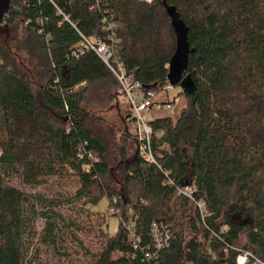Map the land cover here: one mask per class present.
<instances>
[{"label":"trees","instance_id":"16d2710c","mask_svg":"<svg viewBox=\"0 0 264 264\" xmlns=\"http://www.w3.org/2000/svg\"><path fill=\"white\" fill-rule=\"evenodd\" d=\"M165 2L187 28L183 77L194 90L181 93L186 106L176 121L148 122L161 132L149 142L154 162L138 154L132 136L135 153L124 158L120 149L118 177L84 119L88 88L109 75L85 41L105 43L126 75L160 89L176 43L162 0H11L4 23L38 40L43 71L33 81L0 67V264H50L38 244L55 249L58 233L73 247L58 252L68 258L62 264L77 257L80 264H236L243 233L240 249L264 263V0ZM58 179L76 184L68 196L21 188ZM97 185L119 219L114 236L103 230L104 215L72 208L96 202ZM186 185L193 201L179 193ZM155 227L170 234L161 249Z\"/></svg>","mask_w":264,"mask_h":264},{"label":"rangeland","instance_id":"374dc122","mask_svg":"<svg viewBox=\"0 0 264 264\" xmlns=\"http://www.w3.org/2000/svg\"><path fill=\"white\" fill-rule=\"evenodd\" d=\"M145 1L147 3L155 2V0ZM165 19L166 22H169V19L166 15ZM162 27H164V24ZM161 31L163 36L162 41L165 48L168 47L169 41L165 34L164 28H162ZM110 52L112 54V61L115 65L114 67L116 68L118 65H121V62L119 61V59L114 57L111 49ZM38 53V40L31 34H28L23 29V26L10 28L7 27L5 23L1 25L0 67L4 68L8 72L14 73L18 77H23L24 79L27 78L29 80L35 81L40 72L43 71L41 70L42 67L37 64L36 54ZM108 71L109 75L107 79L102 80L98 83H94L88 88V91L84 96L82 107L87 114L84 116V119L88 123V127L94 133V135L102 141L107 150V162L109 166L112 169H116L117 176L121 177L120 172L117 171V167L121 157L120 149L123 148L125 150L124 158L130 159V157L135 153L136 146L132 139V136H134L135 134V125L132 121L128 120L130 115H133L131 108L122 92L120 82L116 78L115 73L112 69L108 68ZM33 90V92H35L36 94L37 87H33ZM181 93L182 90L179 86H173V89L168 94L167 98L168 102H171L170 109L162 110V112H164L163 115L167 113L171 116L173 115L174 110H176V108L180 105V100L182 98ZM155 110L158 109L154 107L145 111L144 118L146 122H150L155 119L152 115V112ZM67 181L68 180L58 179V182L60 184H57V182L49 181L47 184L40 187L24 188L23 186H21V188L29 192L34 191L36 193L35 195H44L46 198H52L58 195L62 198L68 196L69 193H71V191H73L76 187L75 183L65 184V182ZM12 183L17 182H15V180H12ZM102 188L103 187H101L100 185L93 187L92 195L96 197V202H87L83 209H81V203L72 205V208L80 209L81 213L85 215L88 211L104 215L105 225L103 226V230L106 234H108V236H114L118 231L119 219L116 216H111V211L107 208L108 201L106 197L101 196V194L103 193ZM63 207H65V209L61 210L62 213L64 210L69 209L66 208L67 205ZM71 214L72 212L70 211L68 215ZM35 227L36 230L40 233L44 227V220L42 218L38 219L36 221ZM244 238L245 233L241 235V239L237 243L236 248H239L238 251H242L240 247L243 243ZM56 241L57 242L54 246L56 247L55 249L51 246L38 244V251H40L39 254L41 260H47L50 264H62L68 261V258L58 256V252H63V249L65 248L68 249V252H72L71 250L73 249V247L71 246L68 237H66V235L62 236L61 233H58L56 236ZM32 251L33 250H29V254L26 257V260L30 259ZM81 262L83 263V260H80L79 257H77V259L70 258V264H80Z\"/></svg>","mask_w":264,"mask_h":264},{"label":"built area","instance_id":"2783aa9c","mask_svg":"<svg viewBox=\"0 0 264 264\" xmlns=\"http://www.w3.org/2000/svg\"><path fill=\"white\" fill-rule=\"evenodd\" d=\"M65 20H68L65 17ZM86 47L93 49L95 53L101 58L107 68L112 69L115 73L116 78L120 82L122 92L126 98L134 117L135 124V134L134 139L137 145V152L140 156L145 157L149 161L154 162V157L150 152L149 145L150 140L154 133L156 135H161V132H155L151 126L146 122L144 118V113L146 110L156 107L158 110H169L170 104L168 102V94L173 89V86L168 82L157 90V88H145L143 84L137 80L132 79V75L124 74V69L121 65L114 67V62L112 61V54L109 47L101 42L96 41L94 44L85 41ZM115 68V69H114ZM194 188L192 186L186 185L179 189V193L187 197L189 200L193 201L192 194ZM199 208L200 213L204 216V202L199 201L195 203ZM113 213V210H110ZM129 237L134 243L139 242L138 237H134V231L132 227H128ZM153 242L155 249H161L167 245L170 239V234L168 231L163 230L161 233L155 228L152 230ZM136 246V245H135ZM252 260V264H264L258 259H255L253 255L248 251H240L236 258V264H248Z\"/></svg>","mask_w":264,"mask_h":264},{"label":"water","instance_id":"95a60500","mask_svg":"<svg viewBox=\"0 0 264 264\" xmlns=\"http://www.w3.org/2000/svg\"><path fill=\"white\" fill-rule=\"evenodd\" d=\"M10 2L11 0H0V27L4 23V16L9 9ZM162 5L176 40L175 51L168 64L166 80L172 86H179L185 94H191L194 90L193 83L188 76L183 77L191 52L187 42V28L179 18L175 7L166 4L165 0H162Z\"/></svg>","mask_w":264,"mask_h":264},{"label":"crops","instance_id":"0c3cea01","mask_svg":"<svg viewBox=\"0 0 264 264\" xmlns=\"http://www.w3.org/2000/svg\"><path fill=\"white\" fill-rule=\"evenodd\" d=\"M185 106H186V98L184 95H182V98L180 100V105L176 108V110H174L172 116L169 115L168 113L163 115L164 112H162V110H155L152 112V115L154 116L155 119L170 118L174 122L177 120V118L179 117V113L181 112V110H183V108H185ZM161 115H163V116H161Z\"/></svg>","mask_w":264,"mask_h":264}]
</instances>
